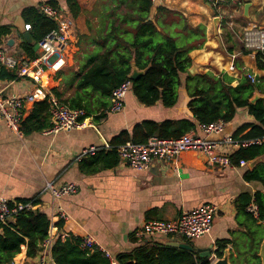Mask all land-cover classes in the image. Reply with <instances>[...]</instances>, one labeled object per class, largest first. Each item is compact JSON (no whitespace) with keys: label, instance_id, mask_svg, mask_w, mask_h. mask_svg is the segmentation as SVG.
I'll use <instances>...</instances> for the list:
<instances>
[{"label":"crops","instance_id":"obj_1","mask_svg":"<svg viewBox=\"0 0 264 264\" xmlns=\"http://www.w3.org/2000/svg\"><path fill=\"white\" fill-rule=\"evenodd\" d=\"M48 1L51 0H0V27L10 30L9 35L0 36V46L18 57L29 58V48L34 49L38 42L31 34V27L27 29L23 12ZM55 1L67 16L73 18L75 36L65 56V65L60 70L48 69L43 83L48 92L55 96L53 91L57 90L62 99L67 100L76 91L79 75L99 52L100 35L108 25L105 23L107 11L102 7L101 0H78L81 14L74 18L66 10V0ZM248 1L251 4L249 17L245 16L242 0L225 1L219 6L217 15L203 0H158L156 5L183 13L194 27L205 25L207 41L204 48L190 54L197 74L227 73L235 79L233 86H237L242 73L234 65L236 57H240L251 75L264 78V70L256 64L257 53L243 44V31L247 27L256 25L264 29V0ZM215 17L221 18L218 28L215 27ZM16 32L21 36H16ZM26 32H30L33 45L22 41ZM9 40L14 41L12 47L8 45ZM243 48L250 54L242 55ZM34 52L38 54L39 50L36 52L34 49ZM3 69L0 67V95H25L35 89V82L29 78H3L16 75L15 71L5 69L6 72H3ZM188 101L185 90L181 89L175 107L165 108L160 103L146 107L131 91L126 96L122 112L107 111L101 118H98L99 113L88 116L82 121L84 127L57 134L41 131L19 137L0 119V196L26 203L39 201L40 204L35 207L47 211L50 217L54 212L52 208L60 207L68 219L51 218L53 242L58 237L64 242L90 234L115 256L134 248V234L146 221L174 220L183 212L212 204L219 211L211 233L191 241V244L196 250H205V254L207 249H211L212 256H215L217 243L230 240L233 242L228 244V249L236 256L235 247L246 246L245 233L250 225L245 215H239L237 200L241 195H254L263 190L261 184L245 181L244 173L252 170L261 160L221 169L209 164L203 155L186 152L176 164L153 163L148 171H135L120 157L116 166H107L104 161L95 159L98 152H109L114 138L121 132H132L137 124L144 121H194L187 108ZM34 105L28 107L26 118L32 113ZM253 122L254 118L247 110H239L234 121L226 124L224 133L214 138L233 135L240 126ZM48 123L52 126L51 117ZM194 132L204 136L200 127ZM93 146L99 148L95 155L79 158L85 149ZM107 156L110 157L103 155ZM92 168L96 171L88 172ZM47 183H53L57 189L72 183L77 185L78 192L55 202L46 190ZM60 223L62 227L59 228ZM157 240L167 243L175 239L163 237ZM37 262L38 258H27V249L23 247L12 264Z\"/></svg>","mask_w":264,"mask_h":264},{"label":"trees","instance_id":"obj_2","mask_svg":"<svg viewBox=\"0 0 264 264\" xmlns=\"http://www.w3.org/2000/svg\"><path fill=\"white\" fill-rule=\"evenodd\" d=\"M101 1L107 11L105 23L108 25L100 35L99 52L79 75L74 95L63 100L54 90L55 96L70 109L84 111L85 116L80 119L82 122L86 117L98 113V118L103 117L109 109L113 92L128 80L132 82L133 94L146 107L160 103L165 108H173L179 102L180 90H185L189 99L187 108L194 121H144L137 124L132 132H121L114 138L109 152L103 150L96 154V161L102 160L107 166L119 164L118 150L128 142L146 144L154 137L177 139L202 125L217 122L229 124L239 110H247L254 122L245 123L232 135L241 145L231 155L230 161L232 166L240 167L242 163L261 160L252 170L244 173V179L249 183L261 184L263 190L254 195H241L237 200L239 215H245L250 225L245 233L246 246L235 247L236 256L231 253L230 261L231 264H262L259 254L264 241V78H256L252 82L249 78L251 73L244 68L240 57L234 61L235 67L242 73L237 86H233L235 79L227 73L192 75L189 73L193 66L190 54L204 48L207 41L205 25L194 27L183 13L155 5L153 0ZM203 1L211 5L217 15L221 5L216 4L215 0ZM46 4L60 9L58 1L51 0ZM41 6L30 7L23 12L38 43L58 28V24L41 11ZM66 8L74 18L81 14L78 0H66ZM154 11L155 15L152 16ZM9 34V29L0 27V36ZM28 54L30 59L38 56L33 47L29 48ZM241 54L249 55L250 52L243 48ZM256 64L260 70H264V52L256 54ZM134 68L144 73L132 81L130 75ZM3 72L6 70L3 69ZM2 77L14 80L18 76ZM256 96L259 99L253 101ZM49 117V104L46 101L36 103L30 116L22 123V134L49 129ZM256 140L259 142H253ZM243 142L250 144L245 146ZM95 171L96 168H92L88 172ZM253 200L259 207L258 219L247 211ZM38 204L39 201L33 202L35 206ZM50 225L49 213L39 207L21 211L8 225L0 224V264H12L23 247L27 249V258H39L43 243L49 237ZM58 226L62 227V223ZM232 242L225 240L217 243L215 258H222ZM133 243V249L116 255L118 264L213 262L196 252L168 247L166 242L156 239H148L142 244L133 239ZM52 257L56 264H110L103 253L84 249L80 237L64 242L58 237L53 245Z\"/></svg>","mask_w":264,"mask_h":264},{"label":"built area","instance_id":"obj_3","mask_svg":"<svg viewBox=\"0 0 264 264\" xmlns=\"http://www.w3.org/2000/svg\"><path fill=\"white\" fill-rule=\"evenodd\" d=\"M155 5L158 0H153ZM228 0H215L216 4L222 5ZM219 9V8H218ZM41 11L49 18L53 19L58 28L45 36L39 44L38 56L34 59L21 58L11 53L9 49L0 46V67L15 71L18 77L29 78L35 82L33 91L25 95H0V119H2L9 130L23 137L21 128L26 118L28 107L39 102L46 101L50 107L52 126L45 130V134H57L80 129L85 126L81 118L84 111L72 110L59 98L47 91L43 81L48 69L60 70L65 65V56L70 50L75 36V25L72 17L62 9L53 8L44 3ZM30 26L28 25L27 29ZM243 44L253 52H264V29L256 25H250L243 31ZM249 78L255 82L256 77L250 75ZM132 91L130 80L123 83L116 89L111 98L108 111L110 113H120L125 108V99ZM226 123L217 122L207 126H200V131L204 136H199L195 132L187 133L177 139L151 138L146 144L128 142L120 147L119 157L124 164H128L135 171H148L153 163L165 165L176 164L180 156L186 152H196L203 155L207 162L215 167L226 169L231 167L230 157L235 148L240 147V142L232 135L224 136L221 139L214 138L222 135L225 131ZM253 142H259L258 140ZM243 142V145H249ZM99 148L93 146L85 149L80 155L83 159L90 155H95ZM242 163L241 165H244ZM46 190L53 197V201L78 192L75 184H65L60 188H55L53 183H47ZM26 209H37L33 202H20L0 196V224L8 225L16 216ZM52 219L67 220V214L58 207L52 208ZM218 207L206 204L202 207L183 212L177 219L149 220L146 221L134 234V240L142 244L148 239H160L168 237L171 239H184L191 242L209 235L213 228V221L218 214ZM247 211L255 218H259V207L253 200ZM52 225H50L51 229ZM53 238L49 230V237L43 243V250L39 255L37 264H55L52 257ZM82 247L90 251H99L109 260L110 264H118L116 256L100 246L95 238L88 234L82 237ZM216 258H210L214 261Z\"/></svg>","mask_w":264,"mask_h":264},{"label":"water","instance_id":"obj_4","mask_svg":"<svg viewBox=\"0 0 264 264\" xmlns=\"http://www.w3.org/2000/svg\"><path fill=\"white\" fill-rule=\"evenodd\" d=\"M245 3V16L249 17V9L251 7V4L249 3L248 0H242ZM221 22V18L220 17H215L214 19V23H215V27L218 28L219 24ZM16 36H21L20 33L16 32L15 33ZM22 41L26 42L30 45L34 44V40L31 37L30 32H26L25 34L22 35ZM8 45L10 47H12L14 45V41L13 40H9L8 41ZM39 44H35L34 49L36 52H38L39 50ZM144 72L139 71L138 69L134 68L132 74L130 75V79L132 81L136 80L140 75H142ZM189 73L192 75H196V68L195 66H192L189 70ZM257 99H259V96H256L255 99L253 101H256ZM166 246L168 247H174V248H179V249H183V250H188V251H192V252H196L200 255V257L202 258H213L214 256H212L211 254V249H207V252L205 254V250H196L195 247L189 243L188 241L184 240V239H175L173 241H169L166 243ZM261 260H262V264H264V241L263 244L261 246V250H260V254H259ZM231 258V251L230 249H227L224 253V256L222 258L219 259H215L212 264H231L230 261Z\"/></svg>","mask_w":264,"mask_h":264}]
</instances>
